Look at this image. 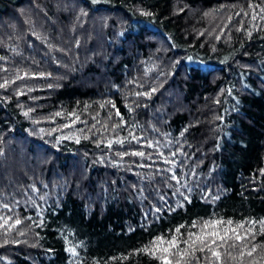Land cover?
<instances>
[{
  "label": "trees",
  "instance_id": "obj_1",
  "mask_svg": "<svg viewBox=\"0 0 264 264\" xmlns=\"http://www.w3.org/2000/svg\"><path fill=\"white\" fill-rule=\"evenodd\" d=\"M261 9L0 0V264H264Z\"/></svg>",
  "mask_w": 264,
  "mask_h": 264
},
{
  "label": "snow or ice",
  "instance_id": "obj_2",
  "mask_svg": "<svg viewBox=\"0 0 264 264\" xmlns=\"http://www.w3.org/2000/svg\"><path fill=\"white\" fill-rule=\"evenodd\" d=\"M261 11L264 12V9H261ZM0 87H3V85H0ZM133 154H134V155H140V156L143 155L142 152H137V153H133ZM173 155H174V154H173ZM172 178L175 179L176 177L173 176ZM17 223H19V221H17ZM215 223H219V222H215ZM228 223L230 224L231 222L229 221ZM253 223H254V222H253ZM261 223H264V221H262ZM210 226H211V225H208V224L205 225V227H210ZM228 231H229L228 229H225V231H224V235H220V233H219V232H216V231H213V232H210V233H206L205 235L208 236V237H210V238H212V239H211V245H215V244L217 243L218 240H219V241H222V242H226V239L228 238ZM232 231L234 232L235 230H232ZM235 238H236L237 240H241V239H243V237H241V236H239V235H236ZM196 239L199 240L200 243L203 245V247H200V248H199L200 251H204L205 248H208V250L212 252V255H213L214 257H216L217 259L220 258L221 253H220L218 250L213 249V248L211 247V245H209L208 243H206V241H205V236H204V235H202V236H198V237H196ZM174 245H175V239H174L173 241L170 242V247H171V246H174ZM194 245H195V241L193 242V245L190 246V247H193ZM254 250H255V249H253V251H254ZM70 251H71V250H70ZM164 251L167 252L168 249H164ZM182 255L187 256V255H191V253L185 251L184 253H182ZM249 255H251V252L249 253ZM165 264H172V260H170V259H168L167 257H165ZM176 264H181V262H180L179 260H177V261H176Z\"/></svg>",
  "mask_w": 264,
  "mask_h": 264
}]
</instances>
